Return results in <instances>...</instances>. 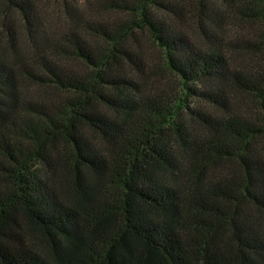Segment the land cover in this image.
<instances>
[{
	"label": "trees",
	"instance_id": "1",
	"mask_svg": "<svg viewBox=\"0 0 264 264\" xmlns=\"http://www.w3.org/2000/svg\"><path fill=\"white\" fill-rule=\"evenodd\" d=\"M101 1L116 18L0 53V264H264V69L232 66V15L264 55V0Z\"/></svg>",
	"mask_w": 264,
	"mask_h": 264
},
{
	"label": "rangeland",
	"instance_id": "2",
	"mask_svg": "<svg viewBox=\"0 0 264 264\" xmlns=\"http://www.w3.org/2000/svg\"><path fill=\"white\" fill-rule=\"evenodd\" d=\"M35 5V14L39 19L38 31L35 26L30 27L29 31L25 22L15 12L3 11V1L0 0V53L4 57H14L15 49L23 54L30 55L33 51V41L43 42V38L55 39L69 31H79L85 26L86 22L92 23L99 20H111L116 18L117 13H109L101 10V0H32ZM232 15V66L245 69L247 72L263 71L264 55L257 50H246L243 48H235L237 40H258V34L262 30V25L255 21H243ZM3 22L10 25L11 28L3 26ZM234 24L235 27H234ZM36 36V38L34 37ZM196 40L205 45V41L196 35ZM142 46L149 56L159 61L158 50L151 43L146 33H138L136 41ZM158 57V59H157ZM160 63V61H159ZM77 65V64H74ZM77 67V66H76ZM160 83L162 87L168 90L178 91V80L166 72L160 75ZM166 84V85H165ZM246 99V98H245ZM244 99V100H245ZM245 102V101H244ZM248 106L249 102H245ZM190 105L201 106L197 99H191ZM255 107L252 104L251 109Z\"/></svg>",
	"mask_w": 264,
	"mask_h": 264
}]
</instances>
